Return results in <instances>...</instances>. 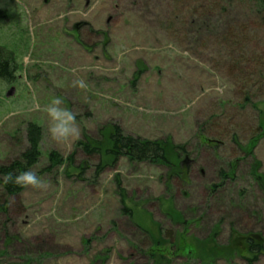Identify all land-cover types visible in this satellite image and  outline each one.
<instances>
[{"label":"rangeland","instance_id":"374dc122","mask_svg":"<svg viewBox=\"0 0 264 264\" xmlns=\"http://www.w3.org/2000/svg\"><path fill=\"white\" fill-rule=\"evenodd\" d=\"M222 2L0 0L17 64L0 79V165L35 122L46 185L4 198L0 264H264L246 245L264 246V22ZM34 96L76 114L70 147ZM117 125L170 142L171 164L110 157ZM53 151L65 160L46 170Z\"/></svg>","mask_w":264,"mask_h":264},{"label":"trees","instance_id":"16d2710c","mask_svg":"<svg viewBox=\"0 0 264 264\" xmlns=\"http://www.w3.org/2000/svg\"><path fill=\"white\" fill-rule=\"evenodd\" d=\"M180 3L184 0H179ZM199 1V0H198ZM209 4L207 6L212 5L211 3L214 0H207ZM229 1L233 0H223V5H229ZM246 3H249L251 9L254 13L257 14L259 18L264 22V0H244ZM7 17L6 13L0 8V20L5 19ZM230 32H228L229 34ZM227 34V35H228ZM225 41V39L223 40ZM17 64L15 61V57L11 51L6 49L5 46L0 44V79L5 81H13L15 79ZM264 115V112H262ZM27 132V147L24 149L20 156L12 160L7 164L0 165V207L2 208L4 205V198L6 196H18L22 193L25 187L15 186L13 184H4L3 183V175L9 172L19 173L20 171H24L27 169H31L35 172L36 166L40 163L42 158V140H43V128L41 125L35 122H29L26 126ZM259 134H264V120L259 125ZM257 138L256 136L253 137ZM110 146L108 149V155L112 158H118V156L125 155L128 159L133 161H152L155 163H165L171 164V160L169 158V150H170V142H162L160 140H151L145 139L142 137H134L132 135H126L122 132V129L117 125L114 126V132L110 135ZM257 140H254L249 147H251V153H253V149L256 146ZM89 146L85 144V150L87 152H91L89 150ZM172 148H175L173 146ZM177 149V147H176ZM185 149V148H184ZM183 149V150H184ZM95 150V149H94ZM72 159V156L69 161ZM65 158L60 155L57 151H53L48 155V166L45 167L46 170H52L58 166H60ZM259 166V165H258ZM247 250L252 253L258 251H263L264 246L253 239L246 238ZM262 245V246H261ZM260 246V248H259ZM259 248V249H258ZM256 250V251H255ZM27 264H32L30 260L27 261Z\"/></svg>","mask_w":264,"mask_h":264},{"label":"clouds","instance_id":"9594fccd","mask_svg":"<svg viewBox=\"0 0 264 264\" xmlns=\"http://www.w3.org/2000/svg\"><path fill=\"white\" fill-rule=\"evenodd\" d=\"M24 63L27 65L29 63V58H24ZM79 87H87L85 81L79 80L76 82ZM217 92L222 93L223 88L217 87L215 89ZM62 101L59 98L53 100L43 109L39 103V100L34 96L33 110L35 111H45L50 118L48 125V134L52 141L57 143H64L66 146L70 147L74 139H78L80 135L79 128L76 125V114L61 106ZM4 184H13L19 187L32 186L36 188L46 187L44 181L37 175L36 172L31 169L24 171L9 172L3 175Z\"/></svg>","mask_w":264,"mask_h":264},{"label":"water","instance_id":"95a60500","mask_svg":"<svg viewBox=\"0 0 264 264\" xmlns=\"http://www.w3.org/2000/svg\"><path fill=\"white\" fill-rule=\"evenodd\" d=\"M13 94V90H10L9 92H8V95H12Z\"/></svg>","mask_w":264,"mask_h":264}]
</instances>
